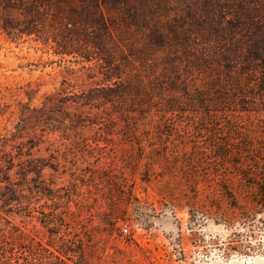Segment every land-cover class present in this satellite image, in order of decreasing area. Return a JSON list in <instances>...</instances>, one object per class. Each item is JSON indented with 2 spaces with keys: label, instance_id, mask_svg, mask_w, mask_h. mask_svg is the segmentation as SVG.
<instances>
[{
  "label": "rangeland",
  "instance_id": "374dc122",
  "mask_svg": "<svg viewBox=\"0 0 264 264\" xmlns=\"http://www.w3.org/2000/svg\"><path fill=\"white\" fill-rule=\"evenodd\" d=\"M100 78L92 63L0 31V155L14 160L0 166L23 201L19 212L0 210V228L44 244L66 233L84 264H264V212L250 191L220 190L227 172L210 145L225 128L200 132L189 111L72 101Z\"/></svg>",
  "mask_w": 264,
  "mask_h": 264
},
{
  "label": "trees",
  "instance_id": "16d2710c",
  "mask_svg": "<svg viewBox=\"0 0 264 264\" xmlns=\"http://www.w3.org/2000/svg\"><path fill=\"white\" fill-rule=\"evenodd\" d=\"M0 31L96 65L102 86L70 95L80 107L189 111L208 135L209 124H221L223 138L209 144L227 172L220 190L229 198L235 187L250 191L264 212V0H0ZM8 157L0 162L10 169ZM5 170L0 210L19 212L22 190ZM57 239L44 244L0 228V264H84L78 239Z\"/></svg>",
  "mask_w": 264,
  "mask_h": 264
}]
</instances>
